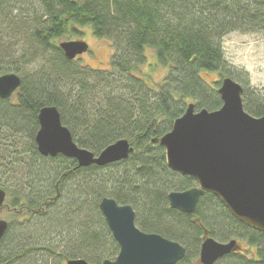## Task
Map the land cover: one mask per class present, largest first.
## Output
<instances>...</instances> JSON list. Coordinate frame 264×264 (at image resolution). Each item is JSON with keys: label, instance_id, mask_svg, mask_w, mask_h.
Returning a JSON list of instances; mask_svg holds the SVG:
<instances>
[{"label": "trees", "instance_id": "trees-1", "mask_svg": "<svg viewBox=\"0 0 264 264\" xmlns=\"http://www.w3.org/2000/svg\"><path fill=\"white\" fill-rule=\"evenodd\" d=\"M8 1L18 11L25 7L28 24L17 31L22 55L10 67L0 61V75L22 79L18 104L0 100V187L11 213L0 264L111 260L120 248L99 211L104 198L131 206L142 232L180 243L186 256L178 264L199 257L206 230L221 243L237 239L248 246L250 258L230 254L219 264H264V233L238 222L212 194L203 195L193 214L170 208L172 192L197 182L171 171L165 149L152 142L169 133L190 104L196 111L222 108L220 81L208 82L206 75L242 85L246 112L264 117V90L251 86L244 68L229 64L223 46L232 33H264V0ZM4 2L0 26L16 21ZM84 28L111 44L108 68L84 66L60 49L63 39L78 40ZM148 50L167 71L158 88L140 76ZM34 63L25 74L23 67ZM50 106L80 148L98 156L128 140L134 153L106 169L43 157L34 140L39 113Z\"/></svg>", "mask_w": 264, "mask_h": 264}, {"label": "water", "instance_id": "water-1", "mask_svg": "<svg viewBox=\"0 0 264 264\" xmlns=\"http://www.w3.org/2000/svg\"><path fill=\"white\" fill-rule=\"evenodd\" d=\"M59 45L69 60L90 49L84 41ZM21 86L22 79L16 74L0 77V97L10 98ZM217 90L223 102L221 109L196 111L190 104L172 130L159 140L166 151L169 169L197 182L191 190L172 192L170 208L193 214L203 195L212 194L238 222L264 233V117L255 118L246 112L244 88L234 80L224 79ZM60 118L54 106L42 108L39 113L40 130L35 141L45 158L62 155L75 160L79 167L88 168L126 160L134 152L128 140H120L96 156L75 143ZM6 197L0 187V244L9 227L1 217L7 207ZM101 201L99 211L120 248L116 260L101 264H178L184 260L186 249L181 244L158 234L144 233L136 226L131 206H120L109 198ZM238 249L237 240L221 243L205 231L199 259L202 264H214ZM68 264L89 263L79 260Z\"/></svg>", "mask_w": 264, "mask_h": 264}, {"label": "rangeland", "instance_id": "rangeland-1", "mask_svg": "<svg viewBox=\"0 0 264 264\" xmlns=\"http://www.w3.org/2000/svg\"><path fill=\"white\" fill-rule=\"evenodd\" d=\"M5 1L6 2H4V4L9 3L5 5V13H10L11 16L15 17L17 21H13L11 23L10 20H7L5 24L2 18L3 25L0 26V44L1 46H3L0 47V61L2 60L3 63H6L7 67H10V62H16L15 58L20 57L23 53V50H25V47L23 48L19 44L20 38L17 37V31L21 27L23 29L22 25L25 26L26 24H28V21H26L27 16L25 17L21 15L25 12V7L22 6L23 10L18 11V9L14 7L13 3L9 2L8 0ZM19 7L20 6H18V8ZM81 33L83 35L78 40L86 42V44L90 46V49L88 53L79 56L77 61L81 62L84 66H90L94 69L101 70L108 68L111 62V57L113 55L111 53L113 50L111 44L107 41L95 38L91 28H84L83 30H81ZM66 41L67 39H63L61 42ZM223 46L228 62L234 67L244 68L249 73L250 84L253 88H260L264 90V33H254L246 35L232 33L229 36L225 37ZM148 52V63L146 64V66H144L140 76H142V78H144L147 83L151 84L154 88H158L162 83L164 77L167 75V71L162 67L156 66L157 63L155 61V54L153 53L152 57L150 55L152 54V50H148ZM37 66L38 65L35 63L27 66V68L26 66H24L23 72L27 74L28 72L33 71ZM205 78L208 82L220 80L218 79V77H216V75H206ZM21 139L24 140V138ZM24 172L26 171L24 170L23 173ZM10 214V210L5 207L3 213L1 214V217L2 219L10 222ZM239 244L242 250L241 252L246 256L249 255L247 254V244L245 242H239ZM117 256L118 255H116L114 258H111V260H116ZM194 264H198V262L196 261Z\"/></svg>", "mask_w": 264, "mask_h": 264}, {"label": "flooded vegetation", "instance_id": "flooded-vegetation-1", "mask_svg": "<svg viewBox=\"0 0 264 264\" xmlns=\"http://www.w3.org/2000/svg\"><path fill=\"white\" fill-rule=\"evenodd\" d=\"M8 74H15V73H8ZM4 75H7V74H2V75H0V77H2V76H4ZM17 76V75H16ZM19 76V75H18ZM20 77V76H19ZM21 88V87H20ZM20 90V89H19ZM19 90H17V92L16 93H14L10 98H8V99H2L1 97H0V100H2L3 102H8L9 104H12V105H16L17 103H16V101H18V92H19ZM17 99V100H16ZM15 101V102H14ZM207 231V230H206ZM208 232V231H207ZM204 237H205V231H204ZM209 237H210V235H209ZM232 241V240H231ZM203 242H204V238H203ZM238 245H239V249L237 250V251H235V252H233V253H231V254H234V255H240V254H242V250H241V248H240V244H239V242H238ZM120 251V250H119ZM200 255H199V257H196V258H194V260L190 263V264H194L196 261L198 262V264H202L201 263V261H200ZM226 258V257H225ZM223 259V258H222ZM222 259H219L218 261H216L214 264H219V262L222 260ZM183 261V260H182ZM182 261H180L179 263H181Z\"/></svg>", "mask_w": 264, "mask_h": 264}, {"label": "bare ground", "instance_id": "bare-ground-1", "mask_svg": "<svg viewBox=\"0 0 264 264\" xmlns=\"http://www.w3.org/2000/svg\"><path fill=\"white\" fill-rule=\"evenodd\" d=\"M230 64V63H229ZM233 66V65H232ZM226 78H229L230 79V77H226ZM226 78H222V79H220L219 81H220V85H221V82L224 80V79H226ZM233 80V79H232ZM17 100V99H16ZM16 103L18 104V101H16ZM194 105V104H193ZM39 117V116H38ZM38 120V119H37ZM61 121H62V119H61ZM38 122H39V120H38ZM62 125H63V123H62ZM64 126V125H63ZM66 129H68L66 126H64ZM39 130H40V123H39ZM39 130H38V132H39ZM69 130V129H68ZM38 132H37V134H38ZM37 134H36V136H37ZM35 140H36V138H35ZM34 140V141H35ZM159 140H160V138H154L153 140H152V142L154 143V144H156L157 145V143L159 144ZM161 146V145H160ZM134 153V152H133ZM132 153V154H133ZM131 156V155H130ZM129 157V156H128ZM129 159V158H128ZM128 159H126V160H128ZM126 160H122V161H120V162H123V161H126ZM116 163H119V162H116ZM116 163H110V164H107V165H105V166H98V167H100V168H108V166H111V165H113V164H116ZM105 199V198H104ZM103 199V200H104ZM109 199H111V198H109ZM102 202V201H101ZM101 202H100V204H101ZM99 209H100V205H99ZM135 212V211H134ZM135 214H136V212H135ZM137 216V215H136ZM136 221V220H135ZM230 242V241H229ZM229 242H227V243H229ZM180 244V243H179ZM248 254V253H247ZM240 255H242V257L243 258H245V259H247L249 256L247 255H245V254H240ZM250 258V257H249ZM79 260H83V261H86V262H88L86 259H72V260H67L66 262H65V264H68V262L69 261H79ZM110 261H112V260H110ZM89 263V262H88Z\"/></svg>", "mask_w": 264, "mask_h": 264}]
</instances>
